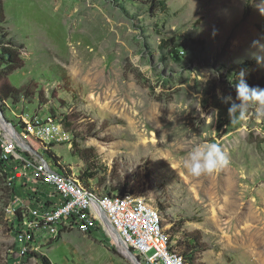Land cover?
Wrapping results in <instances>:
<instances>
[{"label":"rangeland","instance_id":"1","mask_svg":"<svg viewBox=\"0 0 264 264\" xmlns=\"http://www.w3.org/2000/svg\"><path fill=\"white\" fill-rule=\"evenodd\" d=\"M164 1L165 10H150L149 0H1L0 39L14 45L20 68H0V108L70 176L93 171L82 180L96 191L144 198L177 253L198 238L191 259L182 255L187 264H264V109L230 119L239 101L227 74L249 61L264 75V0ZM174 44L178 59L168 54ZM48 125L61 135L39 133ZM213 142L228 165L191 176L189 154ZM15 153L36 158L16 144ZM33 177L19 158L0 168V264L18 260L11 209H22L27 189L46 192ZM42 257L132 264L103 229L63 230L24 264Z\"/></svg>","mask_w":264,"mask_h":264},{"label":"built area","instance_id":"2","mask_svg":"<svg viewBox=\"0 0 264 264\" xmlns=\"http://www.w3.org/2000/svg\"><path fill=\"white\" fill-rule=\"evenodd\" d=\"M60 131L59 126L48 125L39 133L53 137L61 135ZM8 136L9 141L4 140L1 146L3 162L19 158L24 168L34 170L31 183L46 188L44 194L27 189L22 196V209H11L20 243L15 264H24L29 254L47 245L63 230L77 229L91 234L103 229L112 235L101 219L102 214L141 264H187L185 258L170 246V237L162 226L159 213L144 198L129 193L102 194L86 186L82 179L70 176L53 157L42 160L29 158L27 154L30 153L18 155L11 135ZM15 194L12 200L16 202L19 198ZM18 216L20 220L16 222Z\"/></svg>","mask_w":264,"mask_h":264},{"label":"trees","instance_id":"3","mask_svg":"<svg viewBox=\"0 0 264 264\" xmlns=\"http://www.w3.org/2000/svg\"><path fill=\"white\" fill-rule=\"evenodd\" d=\"M148 4L150 6V10H154L156 8H161L162 10L166 9V2L164 0H149ZM3 15H4V11H3V6H2L1 0H0V18ZM0 34H3V33L0 32ZM171 42L172 41H170L168 43L170 44ZM192 42H195V45L199 44V46L203 44L202 41H192ZM178 47H179V45H177V44L171 45L169 47L168 54H171L172 57H175L176 59H178V52L176 51V48H178ZM1 67H4L6 70H10V71L16 70V69L20 68V60H19L18 55L15 51L14 45L12 43H9V42L3 43L0 39V68ZM241 72L244 73L243 79L247 82V84L250 87L264 88V75L260 74L259 69L254 62L245 61L243 63L234 64V65L230 66L227 70V74L230 75V77L232 78L234 83L239 82V77H240ZM2 152H3V150L0 146V168L3 167V165H4V162L1 158ZM51 156H53V155H51ZM93 176H95V175L92 171L90 173H87V175H85L83 178L90 179V178H93ZM85 185L88 186V184H86V182H85ZM88 187H90V186H88ZM111 193L112 192L110 191L108 193V195L113 196ZM125 193H126V191L120 192L118 194L123 195ZM12 194H14V192H12ZM129 194L133 195L132 193H129ZM133 196H136V195H133ZM18 220H20L19 216L17 217V221ZM161 222L163 225V220ZM189 238L190 239L187 242V248L189 250L179 252L184 257H186V256L189 257L190 251H192L193 249L196 248V244H199V239L194 238V235L190 234ZM189 259H191V258L189 257ZM41 260H42L43 264H48L45 258L42 257Z\"/></svg>","mask_w":264,"mask_h":264},{"label":"clouds","instance_id":"4","mask_svg":"<svg viewBox=\"0 0 264 264\" xmlns=\"http://www.w3.org/2000/svg\"><path fill=\"white\" fill-rule=\"evenodd\" d=\"M244 73H240L239 82L235 85L236 96L239 103H233L228 109L230 119L236 118L239 112L243 116L247 107L259 106L264 109V88L250 87L243 79ZM225 100L229 97H225ZM192 161L188 167V173L193 177H199L202 173L211 174L228 165L229 159L217 143H210L204 148H198L189 154Z\"/></svg>","mask_w":264,"mask_h":264},{"label":"water","instance_id":"5","mask_svg":"<svg viewBox=\"0 0 264 264\" xmlns=\"http://www.w3.org/2000/svg\"><path fill=\"white\" fill-rule=\"evenodd\" d=\"M0 122L3 123L6 127H9L11 130V139L14 141V143L22 148L26 152H32L36 157L43 160L41 155L39 153H36L34 149L30 145H27L26 142L20 137L19 131H17L16 127L9 121L6 120V118L3 115L2 109L0 108ZM4 130V129H3ZM101 219L105 225V227L109 228L112 232V235L114 236L115 242L117 244V247L119 249L120 254L125 257L128 261H130L132 264H141L139 259L133 254V252L123 243V241L120 239L117 232L111 227L110 222L106 218L104 214L101 215Z\"/></svg>","mask_w":264,"mask_h":264},{"label":"bare ground","instance_id":"6","mask_svg":"<svg viewBox=\"0 0 264 264\" xmlns=\"http://www.w3.org/2000/svg\"><path fill=\"white\" fill-rule=\"evenodd\" d=\"M4 127H5L6 132H7L9 135H11V130H10V128H9V127H6V126H4Z\"/></svg>","mask_w":264,"mask_h":264}]
</instances>
